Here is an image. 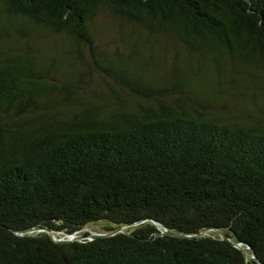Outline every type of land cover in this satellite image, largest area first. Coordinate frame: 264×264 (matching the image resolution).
I'll return each mask as SVG.
<instances>
[{
  "label": "trees",
  "instance_id": "16d2710c",
  "mask_svg": "<svg viewBox=\"0 0 264 264\" xmlns=\"http://www.w3.org/2000/svg\"><path fill=\"white\" fill-rule=\"evenodd\" d=\"M210 228L264 264V0H0V264H260Z\"/></svg>",
  "mask_w": 264,
  "mask_h": 264
},
{
  "label": "water",
  "instance_id": "95a60500",
  "mask_svg": "<svg viewBox=\"0 0 264 264\" xmlns=\"http://www.w3.org/2000/svg\"><path fill=\"white\" fill-rule=\"evenodd\" d=\"M154 224L159 230V233L156 235L157 237H159V236H172V237H175L176 236L178 238H186V237L187 238H191L190 235L189 236H185V235H181V234H174V233L169 232L165 227H163V225L161 226L158 223H154ZM42 231L48 232L50 237L55 242L60 243V244H65V243H72V242H77V241L94 240V239H97L99 237L113 236V235H116L117 233L125 232V229L122 228V229L116 230L115 232L110 233V234H94L93 233V234H90V236H83V235H80L81 232H78L76 234L65 235V236L59 237L58 234L54 233L53 231H48V230L36 227V228L29 229V230H27L25 232H22L21 234H32V233H35V232H42ZM210 231L217 232L220 235L219 237H221L223 240L231 243L237 249L241 250L244 253L245 257L252 258L253 260H255V261L260 263V261L258 260V258L255 255V251L249 245H247L245 243H242V242H232L225 235V233H224V231L222 229H213V228L206 229V230H204V232H201L197 236L198 237H202V236L206 235L207 233H209Z\"/></svg>",
  "mask_w": 264,
  "mask_h": 264
},
{
  "label": "rangeland",
  "instance_id": "374dc122",
  "mask_svg": "<svg viewBox=\"0 0 264 264\" xmlns=\"http://www.w3.org/2000/svg\"><path fill=\"white\" fill-rule=\"evenodd\" d=\"M114 27H116V22L113 19L102 18L99 21L101 41L104 42L110 50L115 48L116 47L115 45L117 43L116 41L117 39H115V35L113 31ZM104 226H105L104 223H98L85 228L83 231H81L80 234L81 235H84L86 233L93 234V232L98 233L102 230Z\"/></svg>",
  "mask_w": 264,
  "mask_h": 264
}]
</instances>
